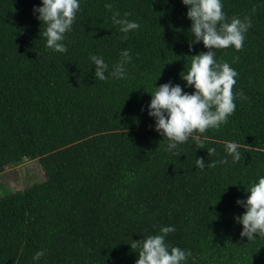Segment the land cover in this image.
Wrapping results in <instances>:
<instances>
[{
	"label": "trees",
	"instance_id": "1",
	"mask_svg": "<svg viewBox=\"0 0 264 264\" xmlns=\"http://www.w3.org/2000/svg\"><path fill=\"white\" fill-rule=\"evenodd\" d=\"M79 2L63 41L67 52L59 53L46 47L33 11L42 0H0V174L6 164L32 160L43 174L0 197V264H135L131 242L163 226L175 227L166 243L191 252L184 264H264V236L242 237L236 219L245 211L236 201L264 176V0H221L229 20H251L242 50H214L238 73L236 109L227 124L171 152L148 105L164 83L194 91L180 74L189 56L208 49L191 43L188 6ZM113 12L130 13L140 27L122 33ZM123 50L132 59L116 79L110 72ZM92 55L109 65L107 81L95 77ZM226 141L240 145L239 162ZM222 159L228 163L207 167ZM41 250L45 255L33 260Z\"/></svg>",
	"mask_w": 264,
	"mask_h": 264
},
{
	"label": "clouds",
	"instance_id": "2",
	"mask_svg": "<svg viewBox=\"0 0 264 264\" xmlns=\"http://www.w3.org/2000/svg\"><path fill=\"white\" fill-rule=\"evenodd\" d=\"M182 3L188 6L187 17L192 22L190 31L194 40L191 43L202 42L208 50L189 56V67L180 74L186 85L194 88L191 94L171 82L154 87L151 93L148 115L155 118V130L168 140L165 151L169 152L196 133L203 134L210 128L219 129L234 114L237 94L233 88L238 73L229 63L217 61L214 50L230 46L236 51L242 50L245 33L251 27V20L248 18L241 20L232 17L229 20L223 11L221 0H182ZM104 7L112 11L113 5L106 3ZM80 10L79 0H42V6L33 9L39 13L37 19L44 25L41 35L46 38L47 48L59 53L67 52L63 43L65 34L71 31ZM129 15L130 13H124V18L120 17L119 12H113L112 15V23L120 26V31L125 34L140 27L138 23L126 18ZM120 56L119 63L114 64L110 72L116 79L125 77V64L132 59L129 50H123ZM90 60L95 65V77L107 81L105 73L109 72V65L96 55H92ZM239 97L247 99L242 91ZM199 147H204L203 141H199ZM239 147L235 142H225L226 152L232 156L233 163L242 158ZM215 151L214 148L207 149L208 155L215 154ZM217 163L227 164L228 161H213L207 167L213 168ZM195 164L201 170L205 168L203 158L196 159ZM246 192V200L236 201L245 209L236 219L242 225L240 235L252 240L257 234L264 236V176L258 181L250 182ZM174 231V226H163L159 229V234L132 241L130 247L138 253L135 264H184L191 252L166 243V237ZM45 251L36 252L33 260L38 261L45 255Z\"/></svg>",
	"mask_w": 264,
	"mask_h": 264
},
{
	"label": "rangeland",
	"instance_id": "3",
	"mask_svg": "<svg viewBox=\"0 0 264 264\" xmlns=\"http://www.w3.org/2000/svg\"><path fill=\"white\" fill-rule=\"evenodd\" d=\"M43 181L40 164L36 160L23 161L18 165H8L0 174V197L21 191L25 187Z\"/></svg>",
	"mask_w": 264,
	"mask_h": 264
}]
</instances>
